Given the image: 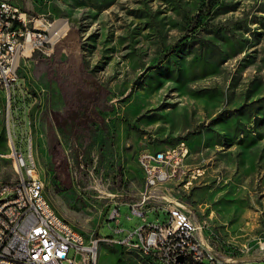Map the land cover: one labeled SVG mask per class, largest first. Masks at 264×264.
I'll return each instance as SVG.
<instances>
[{
    "label": "rangeland",
    "instance_id": "rangeland-1",
    "mask_svg": "<svg viewBox=\"0 0 264 264\" xmlns=\"http://www.w3.org/2000/svg\"><path fill=\"white\" fill-rule=\"evenodd\" d=\"M10 1L34 17L67 23L56 48L80 57L79 68L67 62L66 50L55 54L58 63L55 52L20 61L11 98L13 144L27 159L20 138L30 117L37 175L55 213L87 243L124 238L142 224L123 205L138 201L143 188L139 154L184 142L187 163L202 180L185 188L166 176L157 194L186 204L237 248L234 256L247 257L244 264H264V0ZM85 72L104 94L98 124L89 122L94 134L56 125L70 109L58 84L86 89ZM5 125L8 118H1L0 179L14 182ZM54 139L68 189L55 179L48 154ZM115 204L118 224L107 219ZM161 206L148 201L146 222L163 221ZM117 228L123 231L115 234ZM96 264L160 263L102 242Z\"/></svg>",
    "mask_w": 264,
    "mask_h": 264
},
{
    "label": "built area",
    "instance_id": "built-area-1",
    "mask_svg": "<svg viewBox=\"0 0 264 264\" xmlns=\"http://www.w3.org/2000/svg\"><path fill=\"white\" fill-rule=\"evenodd\" d=\"M0 3L3 8L0 20V139L1 118H8L6 144L11 151L8 149L7 156L12 160L15 173L14 182L0 179V264H96L97 247L102 242L119 243L128 249L136 246L160 264H244L225 254L219 235L199 223L183 204L157 194L165 185L166 176L176 177L186 188L202 175L201 170L187 165L189 151L184 142L139 154L143 188L138 201L124 205L132 215L142 219V224L128 231L123 239H91L87 243L66 221L57 223V214L48 203L43 182L37 175L30 117L24 123L27 130L20 138V142L26 139L27 159L13 144L11 98L16 89L20 61L30 59L35 53L50 58L69 28L62 22V29L56 35L45 37V29L59 19L51 20L43 15L34 17L10 0H0ZM150 199L162 204L161 209H156L164 214L162 222L157 219L146 222ZM119 218V205L115 204L108 213V221L118 224ZM122 231L117 228L114 233ZM178 257L182 258L181 262L177 261Z\"/></svg>",
    "mask_w": 264,
    "mask_h": 264
},
{
    "label": "trees",
    "instance_id": "trees-1",
    "mask_svg": "<svg viewBox=\"0 0 264 264\" xmlns=\"http://www.w3.org/2000/svg\"><path fill=\"white\" fill-rule=\"evenodd\" d=\"M61 50H66L67 62L70 60L74 62V64L78 68L80 67V64H81L80 57L75 56L73 52L68 51V48H66L65 46L63 47V45L58 49L57 48L54 49L53 51V53L55 52L54 58H53L54 61H55V54L56 56H58ZM55 62L58 63L57 60ZM77 63H80V64L77 65ZM85 73L89 76V79L85 81V85H87L86 89H79L78 87L70 86L68 84V80L66 81V84L64 83V81L58 84L60 87V91L62 92V95L64 96L65 101L70 103V109L68 113L66 114L65 118L56 125L58 127H61V126L66 127L67 124H75L74 125L75 128L80 126L84 129L86 128L87 131L91 130L92 134H94L95 128L90 126L89 122L98 124V121L100 120L98 117L100 113L99 109L101 106L102 99L104 98V94L99 92V88L93 89V87H91V82L93 80V77L91 73L89 72L88 73L85 72ZM70 92L71 94H69ZM57 144L58 143L56 139H54L53 141L51 140L50 147L48 149V154L51 157L52 163L54 166L55 179L57 178L56 180L59 182V184H62L65 187H67V185L64 183L66 182L65 178L68 179V177H66V175L68 174L67 173L68 168H66L63 155L60 154V150ZM66 189H68V187ZM121 239L123 238H120L118 240H121ZM202 264H208V263H202Z\"/></svg>",
    "mask_w": 264,
    "mask_h": 264
},
{
    "label": "crops",
    "instance_id": "crops-1",
    "mask_svg": "<svg viewBox=\"0 0 264 264\" xmlns=\"http://www.w3.org/2000/svg\"><path fill=\"white\" fill-rule=\"evenodd\" d=\"M186 163H187V159H186ZM187 165L189 166V164L187 163ZM201 177V176H200ZM176 177H173V178H171V179H175ZM171 179H169V180H171ZM202 179H200L199 177L197 178V179H195V180H193V181H201ZM173 181V180H172ZM187 188V187H186ZM181 204H183V203H181ZM124 205V204H123ZM191 213H192V211H191V209L186 205V204H183ZM121 205H119V207H120ZM192 215L196 218V220H197V217H196V214H194V213H192ZM210 229L211 230H213L211 227H210ZM214 231V230H213ZM215 232V231H214ZM204 233L205 234H207V231L205 230L204 231ZM216 233V232H215ZM236 247L235 246H231V245H226L224 242H223V249H222V251L225 253V254H227V255H230V256H232V257H235V258H237L238 260H240V261H242V262H244V260H246L247 259V257L245 256V255H242V254H239L238 256H234V253L236 252ZM248 262V261H247ZM264 262V261H263ZM249 263L250 264H258V263H260V261H249ZM247 264V263H246Z\"/></svg>",
    "mask_w": 264,
    "mask_h": 264
},
{
    "label": "bare ground",
    "instance_id": "bare-ground-1",
    "mask_svg": "<svg viewBox=\"0 0 264 264\" xmlns=\"http://www.w3.org/2000/svg\"><path fill=\"white\" fill-rule=\"evenodd\" d=\"M2 17H3V8H2V4L0 3V20H2ZM57 22H58V24L52 23L48 29H45V37H53L62 29V23H60L59 21H57ZM166 179H167V177H165V183H166ZM57 223H65V221L57 215ZM130 247H132L136 250H139L140 252H143L141 249L136 248V246H130ZM152 260H154V259H152Z\"/></svg>",
    "mask_w": 264,
    "mask_h": 264
},
{
    "label": "water",
    "instance_id": "water-1",
    "mask_svg": "<svg viewBox=\"0 0 264 264\" xmlns=\"http://www.w3.org/2000/svg\"><path fill=\"white\" fill-rule=\"evenodd\" d=\"M68 32H69V31H68ZM67 35H68V33H67L66 36L63 38L62 42L65 41ZM62 42H61V43H62ZM59 44H60V43H59ZM177 261H178V262H181V261H182V258H181V257H178V258H177Z\"/></svg>",
    "mask_w": 264,
    "mask_h": 264
}]
</instances>
